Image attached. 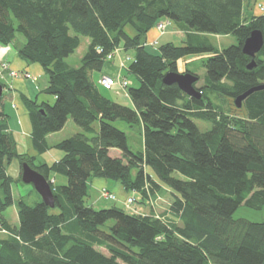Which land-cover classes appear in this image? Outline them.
Returning a JSON list of instances; mask_svg holds the SVG:
<instances>
[{
    "label": "trees",
    "instance_id": "obj_1",
    "mask_svg": "<svg viewBox=\"0 0 264 264\" xmlns=\"http://www.w3.org/2000/svg\"><path fill=\"white\" fill-rule=\"evenodd\" d=\"M256 1L0 0V45L21 35L18 57L43 69V92L55 98L49 104L20 96L35 152L50 149L46 137L68 118L81 129L54 146L63 153L57 162L36 164L34 156L17 152L0 111V264H264V221L233 218L240 206L264 209V89L239 109L234 105L237 96L264 85V15L244 9ZM162 20L175 24L184 45L166 43L152 55L144 48L146 35ZM252 30L262 32L263 45L249 70L242 44ZM204 34L233 36L237 44L219 50ZM81 37L88 46L72 67L65 59ZM119 47L134 51L127 68L138 81L128 88L132 107L108 98L91 79ZM187 56L204 57L202 84L194 85L199 99L162 83L166 73H179L178 62ZM214 94L232 108L217 105ZM117 120L141 126L142 149L128 146L126 134L113 125ZM195 121L210 128L203 132ZM111 149L120 157H111ZM12 160L44 176L53 208L41 200L29 205L23 197L13 199L12 185L22 182L7 174ZM51 173L64 175L66 184L54 185ZM92 179L117 181L147 201L158 198L154 189L163 186L172 195L171 215L94 209L85 203ZM13 205L17 226L3 215Z\"/></svg>",
    "mask_w": 264,
    "mask_h": 264
},
{
    "label": "rangeland",
    "instance_id": "obj_2",
    "mask_svg": "<svg viewBox=\"0 0 264 264\" xmlns=\"http://www.w3.org/2000/svg\"><path fill=\"white\" fill-rule=\"evenodd\" d=\"M244 9H245L246 13H249V14L254 13L253 6L249 9H247L245 6ZM125 31L129 35L133 34V31L129 27H126ZM162 34L163 35L161 36V38L159 39V41L157 42L156 45H153V46H150L149 44L146 45V51L149 54H152V55L158 54L159 53V46L166 44V43H172L175 46L184 45L185 38H184L183 34L176 28L174 23L169 22V24L166 25L165 32ZM202 36L212 46H214L215 48H217L219 50L224 49L226 47H229L231 45L237 44V41L233 36H217V35H212V34H204ZM16 40L24 41V38L21 35L17 34ZM87 46H88V40L86 38L81 37L80 38V46L75 50V52L73 54H71L69 57H67L65 59V62L72 67L79 66L81 59L86 52ZM119 51H120V54H119ZM115 56H116V58L114 60L109 61V62L118 63L117 61H118L119 56L123 60L125 59L126 56H129L130 60L126 61V63H125V65L127 66L130 63V61L132 60L133 50L123 51L122 49H119ZM203 58L204 57H201V56H187L183 60H180L178 62L179 73H184L185 71H190V72H193L194 74L198 75L201 78V80L197 81L196 87H199L202 84V78L204 77V74H205V70L202 66ZM105 64H107V63H105ZM3 72H7L9 74V76H11L13 78L18 77L20 74L19 72L10 70L7 63L1 62L0 63V74H2ZM12 73H14L15 77L12 75ZM26 74L27 73H24V75H26ZM98 76H99V73H93L91 76V79L93 81H96ZM122 76H123L122 78H124V80H126L129 83L128 88L136 87L138 85V81H137L136 77L132 74H129L126 70L122 71ZM36 84L40 85V87L45 86V84H47V77L43 76V77L39 78L37 80ZM115 92H116L115 89L110 90V91H103V93L108 98H110L111 100L119 102L123 105L129 104L127 99H125L122 96L115 95ZM46 96H48L49 98H52V96H50V95H46ZM211 98L213 99V101L217 105L223 106L225 110H227V107H229V106L231 107L230 101L229 102L228 101L222 102V100L218 99L215 94L212 95ZM241 113H242V111L239 112V115H241ZM195 123H196L197 127L203 132L207 131L210 128L209 123L202 122V121H195ZM113 125L126 134L127 144L129 147H131L135 150L139 149V140H140L139 135L141 134V131H139V128H140L139 124H134L131 127H129L126 122H124L122 120H117V121L113 122ZM79 132H81V129L78 128L70 118H68L64 127L60 131L53 134L51 137H48L47 142L50 144L56 143L57 141L60 142L64 139L72 137L73 135H75ZM139 132H140V134H139ZM94 133H96V132H94ZM89 136H92V134H89ZM48 151H50V154H48V155H45L43 153H42L43 155L42 154L37 155V160H36L37 163H41L44 161L50 162V159H51L50 157H52V155H54L56 153H58V154L60 153L63 155V153L58 149L50 148ZM118 152L119 151L116 149L112 150L110 152V156L115 157ZM51 179L56 180L55 185H57V186H63L66 184V177L62 174L51 173ZM99 180H105V182H106L105 188L109 192L114 194L116 196V199L115 200H108L105 198L102 199L103 196L101 194L102 198L100 197L99 190H96L93 187H90V183L93 182L91 180L89 185H88V196L85 198V203L87 205L92 206L94 209H102V208H109L111 206H116V207L124 209V211L127 213H131L128 209L125 208V206L123 204V201H125L126 198L128 196H130V193L125 191L123 186L117 181L108 180V179H99ZM102 189L103 188H101V191H102ZM12 195L14 196L15 199H18V196L20 195L24 198V200L27 204L32 205V203L35 199V196H36V192L34 191V189L31 185H27V184H23V183H17V184L14 183L12 185ZM136 197H139V196L136 194ZM156 203H157V207H158L159 204L161 205L162 202L160 201L159 198H156ZM156 203H155V205H156ZM135 206H136V204H135ZM157 207H154L155 212L158 213V211H159L161 213V211H160L161 209L157 211ZM150 209H151V207H150ZM3 215H4L5 219L9 223H11L12 225L17 224V222H18L17 221V213H16V211H14L12 206L9 207L4 212ZM233 218H235V219L242 218V219L248 220L250 222H263L264 221V209L256 211V210L249 209L245 206H240L235 211V213L233 214ZM111 224L112 223H110V222L105 224L104 229H107L109 226H111ZM96 249L106 256L109 255L108 251L105 250L104 248H96Z\"/></svg>",
    "mask_w": 264,
    "mask_h": 264
},
{
    "label": "crops",
    "instance_id": "obj_3",
    "mask_svg": "<svg viewBox=\"0 0 264 264\" xmlns=\"http://www.w3.org/2000/svg\"><path fill=\"white\" fill-rule=\"evenodd\" d=\"M258 1L259 0H257L256 2H258ZM252 6H253V4L251 5V7ZM253 7H254L253 8L254 9L253 14L257 15V16L260 15V13L255 9L256 8L255 5ZM162 35L163 34L158 33L155 30V28L150 30L146 35V43H145V47H144L145 51H146V45L147 44H149L150 46L156 45ZM23 43H24V41L16 40V42L14 44H11L8 46H1L0 45V63L1 62L7 63L10 70L20 73L19 76L16 78L9 76V74L7 72H3L2 74H0V82L4 83V85H5V87L3 88V92H2L0 111H2L7 116L8 128H9V131L12 133L13 138L15 140L17 152L19 154H28L29 156H34L36 158L35 159L36 164H42V163L51 164L53 162H57L62 157V154L56 153V154L52 155V157H50L51 158L50 162L44 161L41 163H37V161H36L37 155H40V154H37L35 152L33 146H32L30 118L28 116V113H27L25 107L23 106V104L21 102L20 96H24L28 99L36 100L38 103L47 102L49 104H52L54 102L55 98L53 96H52V98H49L48 96H46L48 94H45L43 92V90L47 87V84H45V86H43V87H40V85L36 84V82L39 78L46 76L44 74L43 69L38 64H32V63L25 62L18 57L17 47H20ZM119 49H122V48L119 47ZM123 51H125V50H123ZM119 54H120V51H119ZM115 58H116V56H114V58L112 60H114ZM133 59H134V51H133V56H132V60L130 61V63L133 61ZM129 60H130L129 56H126L124 60L122 58H120V56H119L118 61H117L118 63L107 62V64L103 65L102 70L96 79V82L103 75L110 76L114 79H117L119 82L124 80V78H122L123 77L122 71H124V70L127 71L128 65L130 63L127 66L125 65V63H126V61H129ZM24 73L29 74L31 77L30 78L25 77ZM115 95L122 96L125 99H127L129 104L125 105V106L132 107L131 101L128 97V87L126 89L118 90V94L115 93ZM93 130H94V132H96L98 130V124L97 123L94 124ZM139 131H141V126L139 128ZM53 134H55V133H53ZM53 134L48 135L46 137V141H47V138L51 137ZM139 134H140V132H139ZM139 136H140L139 149H142V147H143L142 136H141V134ZM58 143H59V141H57L56 143H52V144L48 143V145L50 146V148L56 149L54 146ZM112 150H115V149H111L109 151V154ZM43 154L48 155V154H50V151L47 150V152H44ZM115 157H117V158L120 157V152H118ZM7 174L14 180H18L20 178L21 166L18 163V161L12 160L10 162V164L7 167ZM48 176L51 179V174ZM92 181H93L92 183L89 182L90 187H93L94 189L99 190L100 197L102 198L101 188H105V183H106L105 180L92 179ZM51 182H53L54 185L56 184L55 179H51ZM21 197L22 196L19 195L18 199ZM153 197H158L160 199V201L162 202L161 205L159 204V206L157 207L156 199L152 200V201L151 200L147 201V199L142 200L139 197H137L138 198V202L136 205L137 211L142 215L150 214L151 209L149 208L150 207L149 203H151L152 205H154V207H157V211L161 209L160 210L161 213L158 211V213H156V214L162 215L166 218H169L171 215L169 213V206H170V203L172 200V195L170 194L169 190L164 188L163 186H161V188H159V189L155 188L154 193H153ZM13 199L15 201L18 200V199H15L14 196H13ZM102 199H104V198H102ZM115 199H116V196H115ZM40 200L41 199H40L39 195L36 193L35 199H34L32 204L37 203ZM125 201H123L124 205H125ZM155 203H156V205H155ZM12 207H13L14 211H16L15 205H13ZM17 224H18V222H17ZM17 224L16 225L11 224V225L17 226Z\"/></svg>",
    "mask_w": 264,
    "mask_h": 264
},
{
    "label": "water",
    "instance_id": "obj_4",
    "mask_svg": "<svg viewBox=\"0 0 264 264\" xmlns=\"http://www.w3.org/2000/svg\"><path fill=\"white\" fill-rule=\"evenodd\" d=\"M263 45V34L259 30H252L249 36L242 44V52L251 58V61L246 66L247 69H252L255 66L254 57L260 51ZM197 76L185 72H168L162 78V83L165 85H176L178 89L185 95L191 98L199 99L200 92L194 87L197 82ZM264 89V85H260L247 90L234 99L236 108H240L243 100H245L253 92ZM3 86L0 84V100L2 97ZM20 180L23 184L31 185L34 191L39 195L42 203L49 207H54L53 195L48 181L43 175L33 170L27 163L21 165Z\"/></svg>",
    "mask_w": 264,
    "mask_h": 264
},
{
    "label": "built area",
    "instance_id": "obj_5",
    "mask_svg": "<svg viewBox=\"0 0 264 264\" xmlns=\"http://www.w3.org/2000/svg\"><path fill=\"white\" fill-rule=\"evenodd\" d=\"M256 9L261 13V15H264V0H259L258 2H256L255 4ZM169 24L168 21H159L156 23V25L154 26L155 30L157 32H159L160 34L164 33L165 29H166V25ZM98 52L100 53L101 50L97 49ZM118 49H114L110 54H108L106 56V61L109 62L111 61L114 56L117 54ZM3 66V65H2ZM12 75L14 76V73H12ZM27 78H30L31 76L29 74L24 75ZM15 77V76H14ZM98 84L105 90L110 91V90H116L115 93L118 94V90L120 89H126L129 86V83L126 80H122L121 82H119L117 79H114L110 76H106L103 75L99 78L98 80ZM144 190L147 192L149 190L148 185L145 184L144 186ZM103 198L108 199V200H115V196L109 192L106 188L102 189L101 192ZM136 204V193L135 191H131L130 192V196H128L126 198L125 201V208L128 209L131 213H138L137 209L135 208ZM151 209L154 211V214L156 215V217H158L159 215L156 214L155 210H154V205L151 204Z\"/></svg>",
    "mask_w": 264,
    "mask_h": 264
},
{
    "label": "bare ground",
    "instance_id": "obj_6",
    "mask_svg": "<svg viewBox=\"0 0 264 264\" xmlns=\"http://www.w3.org/2000/svg\"><path fill=\"white\" fill-rule=\"evenodd\" d=\"M51 188V187H50Z\"/></svg>",
    "mask_w": 264,
    "mask_h": 264
}]
</instances>
